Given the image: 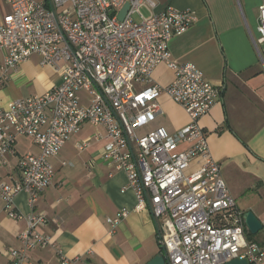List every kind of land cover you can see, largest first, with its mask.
Listing matches in <instances>:
<instances>
[{
  "label": "built area",
  "instance_id": "2783aa9c",
  "mask_svg": "<svg viewBox=\"0 0 264 264\" xmlns=\"http://www.w3.org/2000/svg\"><path fill=\"white\" fill-rule=\"evenodd\" d=\"M10 12L0 20V49L5 50L1 79L32 54L60 71V81L46 91L0 107V198L7 215L15 195L26 191L34 201L53 181L49 161L83 124L103 127L102 159L123 170L136 195V210L154 219L167 264H224L244 259L264 264V236L255 239L243 212L228 193L221 166L212 156L199 118L216 103L218 88L192 63H180L170 39L196 20L188 9L156 10L154 0H7ZM128 2L122 19L117 14ZM257 42L264 40V3L259 5ZM144 9L148 11L144 13ZM172 71L167 85L153 82L159 64ZM145 84L144 86H140ZM166 93L180 104L189 122L175 132L165 127L139 134L137 129L159 112L158 97ZM16 135L33 139L39 152L20 156L18 179L1 177ZM89 139L76 143L78 149ZM128 213L107 218L111 228ZM22 247L8 250L11 264H21L27 250L52 244L38 232L46 218L26 215ZM264 232V217L259 220ZM60 264L79 258L60 253Z\"/></svg>",
  "mask_w": 264,
  "mask_h": 264
},
{
  "label": "crops",
  "instance_id": "0c3cea01",
  "mask_svg": "<svg viewBox=\"0 0 264 264\" xmlns=\"http://www.w3.org/2000/svg\"><path fill=\"white\" fill-rule=\"evenodd\" d=\"M154 1L156 10L171 6L196 14L187 30L170 39L172 57L194 64L218 88L216 103L199 118V124L235 205L236 197L247 194L251 201L245 203L247 209L256 217L264 216V40H256L258 7L264 0ZM10 10L8 1L0 0V20ZM4 57L5 50L0 49V107L42 93L60 81V71L42 64L39 54L20 62L2 80ZM172 76L161 63L152 80L167 85ZM158 105L159 112L137 129L139 134L159 126L171 133L189 122L185 109L166 93L160 94ZM97 130L105 132L103 127L83 124L49 158L53 181L34 201L26 191L15 195L11 208L22 218L9 217L0 198V264H11L8 250L22 247L20 233L30 214L45 216L37 230L50 236L52 244L27 250L21 264H60V253L78 257L77 264H147L162 250L152 214L135 209L137 198L126 173L102 159L106 140L94 139ZM84 139L90 145L80 150L76 143ZM14 147L1 167V177L9 183L19 178V157L39 152L26 135H16ZM123 208L128 213L111 228L107 218L116 217Z\"/></svg>",
  "mask_w": 264,
  "mask_h": 264
},
{
  "label": "water",
  "instance_id": "95a60500",
  "mask_svg": "<svg viewBox=\"0 0 264 264\" xmlns=\"http://www.w3.org/2000/svg\"><path fill=\"white\" fill-rule=\"evenodd\" d=\"M128 5H129L128 2H125L121 7V9L119 10L117 14L119 19H122V17L124 16V13L128 8ZM242 216L244 223L251 234L256 233L261 228L260 221L251 210L244 211ZM245 263L246 261L244 259H232L224 264H245ZM147 264H167L163 251L162 250L159 251L153 258H151L147 262Z\"/></svg>",
  "mask_w": 264,
  "mask_h": 264
},
{
  "label": "rangeland",
  "instance_id": "374dc122",
  "mask_svg": "<svg viewBox=\"0 0 264 264\" xmlns=\"http://www.w3.org/2000/svg\"><path fill=\"white\" fill-rule=\"evenodd\" d=\"M240 196H243V194L242 195H240ZM249 201V199H248V197H247V194L245 195V196H243V197H236V208L238 209V210H240V211H243V210H249V209H247V207L245 206V203L246 202H248ZM249 202H251V201H249ZM263 217L264 216H259L258 215V220H261V219H263ZM251 236L253 237V238H255V239H261V238H263V236H264V232H263V230H261V229H259L256 233H254V234H251Z\"/></svg>",
  "mask_w": 264,
  "mask_h": 264
},
{
  "label": "trees",
  "instance_id": "16d2710c",
  "mask_svg": "<svg viewBox=\"0 0 264 264\" xmlns=\"http://www.w3.org/2000/svg\"><path fill=\"white\" fill-rule=\"evenodd\" d=\"M251 236V235H250Z\"/></svg>",
  "mask_w": 264,
  "mask_h": 264
}]
</instances>
